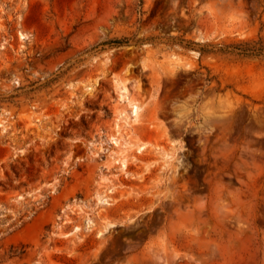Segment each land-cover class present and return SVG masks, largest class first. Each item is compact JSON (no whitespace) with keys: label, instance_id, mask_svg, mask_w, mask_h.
Returning a JSON list of instances; mask_svg holds the SVG:
<instances>
[{"label":"rangeland","instance_id":"obj_1","mask_svg":"<svg viewBox=\"0 0 264 264\" xmlns=\"http://www.w3.org/2000/svg\"><path fill=\"white\" fill-rule=\"evenodd\" d=\"M259 38L264 0H0V264H228L215 186L264 264V54L219 50Z\"/></svg>","mask_w":264,"mask_h":264},{"label":"bare ground","instance_id":"obj_2","mask_svg":"<svg viewBox=\"0 0 264 264\" xmlns=\"http://www.w3.org/2000/svg\"><path fill=\"white\" fill-rule=\"evenodd\" d=\"M122 88H123V90H122L123 91V94H121V95L127 97L128 95L126 93H129V89H128L127 85L126 86H123ZM124 94H126V95H124ZM134 102H136V101H134ZM160 106H161V104L158 102L157 105H156V109H155V113L156 114H157V110H158V108ZM131 110H132V114L134 116L135 115L137 116V113L139 111V106L137 105V103H132ZM223 123H225V122H223ZM227 125H228V123H227ZM223 128H224V126H223ZM225 129H227V126H226V128H224V130ZM158 130H160V129H158ZM161 130H164V134H166V135L169 134V130H168L167 127H164V129H161ZM224 138H226V137L224 136ZM146 147H147L146 145H141L139 147V150L141 151V150L145 149ZM232 150H234V149H232ZM224 153H225V151H224ZM224 155H226V154H224ZM121 157L122 156L120 155V159H119L120 161H121ZM125 159L126 158L122 159V161H121V166L120 167H122V169H124V168H126L128 166V164L126 163L127 161H125ZM179 161L181 162V159ZM261 163H258L257 160L256 161L254 160V164H255V166L258 167V169H261L263 167ZM165 164L167 165V163H165ZM178 167L180 168V166H178ZM181 168H182V166H181ZM257 171H260V170H257ZM177 174H179V171H177L176 174L174 176H172V178H171V181L174 182V183L178 180L177 179L178 178ZM221 188L222 187H219V186H215L214 187V196H215V198L210 203L211 212H212L213 218L215 220V226L220 228V231H221L222 235L224 233H226L227 236H228V242L227 243H223V242L222 243H218V250L222 254H227L228 259H229L228 262H227L228 264H251V262H253V260H254V259L251 260L252 259V254L248 258H246V256H245L246 253H248V251H250V249L252 248L251 245H252V243L254 241L253 240V230H252V227L250 226L251 224L250 225L249 224L248 225H245V224L244 225H241L236 232L232 233V232H230L228 230V226H227L228 223H227V221H228L231 213H233V215L235 217H237L239 220L241 218H244L245 214H247L248 217H249L251 215V213L253 212V208H255V207H253V204L252 203L247 204V202H249V201L246 202L243 199L244 192L241 191V190H238V191H236L234 193L232 192L233 194H231L232 195V203L236 207L233 206L235 209H233V207L230 208V205L231 204L226 203L225 202L226 200L224 198L223 199L225 201L222 199V192L223 191H222ZM230 193L231 192H229V194ZM170 194H171V196H172L173 199L177 200V194L174 191H171ZM250 194L253 195L254 193L251 192ZM101 200L103 202L105 199H101ZM228 201H230V200H228ZM204 206H205V203L204 202L199 203L198 204V211L202 210L204 208ZM198 216H199V214H198L196 208L188 209V210H183L182 212L180 211V213L178 214L177 218L176 219H173L171 221V223H170V233H169L170 238L171 239H175V237L177 235H179V233H181L187 227L188 224L192 225V224L197 223ZM193 241L197 243V245H198V247L200 249L207 248L208 247V244H209V241L206 238H202L200 236L193 238ZM161 243H164V240Z\"/></svg>","mask_w":264,"mask_h":264},{"label":"trees","instance_id":"obj_3","mask_svg":"<svg viewBox=\"0 0 264 264\" xmlns=\"http://www.w3.org/2000/svg\"><path fill=\"white\" fill-rule=\"evenodd\" d=\"M172 39L182 45L184 44L185 47H191L194 44H199L198 42L186 40L182 37H173ZM125 42H127L125 38H116L103 42L102 44L108 43L117 46L122 45ZM219 50L221 52L237 53L240 55H261L264 54V39L259 38L257 40H243L241 42L229 43L221 46ZM201 51H204V49H201Z\"/></svg>","mask_w":264,"mask_h":264},{"label":"flooded vegetation","instance_id":"obj_4","mask_svg":"<svg viewBox=\"0 0 264 264\" xmlns=\"http://www.w3.org/2000/svg\"><path fill=\"white\" fill-rule=\"evenodd\" d=\"M176 193V192H175ZM177 194V193H176ZM171 198H172V196H171ZM173 199V198H172ZM178 201H180V198L178 197V199H177ZM194 208V207H193ZM193 208H187V209H185V210H188V209H193Z\"/></svg>","mask_w":264,"mask_h":264}]
</instances>
